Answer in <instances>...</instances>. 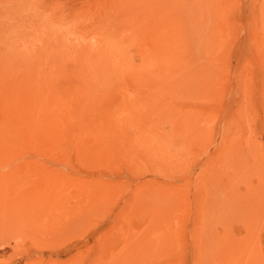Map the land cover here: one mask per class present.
I'll return each instance as SVG.
<instances>
[{
    "label": "rangeland",
    "instance_id": "374dc122",
    "mask_svg": "<svg viewBox=\"0 0 264 264\" xmlns=\"http://www.w3.org/2000/svg\"><path fill=\"white\" fill-rule=\"evenodd\" d=\"M102 3L0 0V264L264 253V0H203L199 34L175 8L166 59ZM105 45L127 65L79 79Z\"/></svg>",
    "mask_w": 264,
    "mask_h": 264
},
{
    "label": "bare ground",
    "instance_id": "6f19581e",
    "mask_svg": "<svg viewBox=\"0 0 264 264\" xmlns=\"http://www.w3.org/2000/svg\"><path fill=\"white\" fill-rule=\"evenodd\" d=\"M175 8L182 10L184 28L191 34H199L211 14L204 13L203 0H103L101 10L106 22L133 29L132 33L138 39L141 37L149 44V49L166 59L176 42L164 35V31L172 26L169 21L175 15ZM45 57L46 52H43L38 56V62L45 61ZM74 59L78 66L77 77L88 81H104L127 65L120 49L112 51L106 45L100 50L85 49ZM228 240L231 245L233 240ZM233 246L232 253L224 254L213 263L205 252L203 264H264V253L255 239H236Z\"/></svg>",
    "mask_w": 264,
    "mask_h": 264
}]
</instances>
